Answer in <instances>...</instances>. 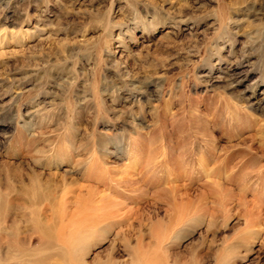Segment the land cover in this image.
Instances as JSON below:
<instances>
[{"label": "rangeland", "instance_id": "1", "mask_svg": "<svg viewBox=\"0 0 264 264\" xmlns=\"http://www.w3.org/2000/svg\"><path fill=\"white\" fill-rule=\"evenodd\" d=\"M146 260L264 264V0H0V264Z\"/></svg>", "mask_w": 264, "mask_h": 264}, {"label": "bare ground", "instance_id": "2", "mask_svg": "<svg viewBox=\"0 0 264 264\" xmlns=\"http://www.w3.org/2000/svg\"><path fill=\"white\" fill-rule=\"evenodd\" d=\"M82 194L80 193L77 195L76 202L74 203L73 209L68 208L66 203L62 202L61 200L59 201L56 200L57 202H54V201L52 202V209L54 211V216H52L51 218H43L41 220V218H39L35 214L31 215L30 220L36 224L35 228L31 230V232L32 233L34 232L52 233L59 240H63L64 237H66V235L70 231V226L67 225V222L75 223L78 221H82L85 226V222L88 221V215H93L91 217L94 218L95 220L98 217H102L105 219L113 218V217H120L122 219H125V218L127 219L128 217H131V215L130 216L127 215L128 212H125V211L104 212V208L102 207V204L97 203L99 202V200H93L90 197L85 198L84 194L83 195ZM187 194L188 193H184L183 197L180 196L181 199L183 198L182 200H185V202L183 203L181 202V204L177 207V215L179 218V222H182L184 219H187L186 217H188L187 215L190 210V204L187 203V201H189V198H188L189 196ZM161 241L162 239L158 238L156 243H158L159 245ZM135 255L136 256H133L132 258L135 261V263H139L140 259L138 258V253L135 252ZM141 264H157V262L153 260H146V261L141 262Z\"/></svg>", "mask_w": 264, "mask_h": 264}]
</instances>
